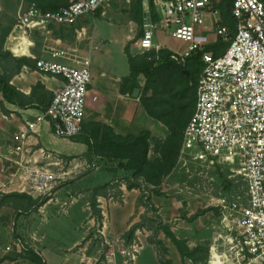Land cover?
<instances>
[{
    "label": "built area",
    "instance_id": "built-area-1",
    "mask_svg": "<svg viewBox=\"0 0 264 264\" xmlns=\"http://www.w3.org/2000/svg\"><path fill=\"white\" fill-rule=\"evenodd\" d=\"M120 1L123 0H71L55 10L33 4L19 13L17 26L27 32L51 23L71 25L83 14ZM220 1L158 2L161 25L169 30L174 26L172 36L187 43L184 51L173 52L171 58L181 62L194 51L203 52L204 68L196 87V107L185 127L178 160L184 166L193 163L207 170L223 165L228 167L229 177L235 182L242 178L244 191L220 196L214 205L239 264L242 261L264 264V1L232 0L236 31L225 52L215 56L205 51L206 41L197 34V29L205 25L207 10ZM157 25L151 21L147 24L138 41L139 53L161 49L154 43ZM217 34L228 39V26H218ZM48 50L50 58L37 59V68L60 75L64 83L56 90L48 108L14 134L12 152H22L39 124L47 120L65 138L81 132L92 81L91 59L77 54L76 50L52 46ZM93 99L97 100V96ZM53 163L59 165L60 161ZM20 168L29 184V193L36 198L50 192L62 177L38 162L21 164ZM6 184H0V202ZM107 196L113 199L110 191ZM14 247L17 252L27 250L23 241L13 235L11 243L0 250L6 254ZM138 252L139 243L135 239L117 250L124 264H135ZM117 253L110 252L109 262Z\"/></svg>",
    "mask_w": 264,
    "mask_h": 264
},
{
    "label": "rangeland",
    "instance_id": "rangeland-1",
    "mask_svg": "<svg viewBox=\"0 0 264 264\" xmlns=\"http://www.w3.org/2000/svg\"><path fill=\"white\" fill-rule=\"evenodd\" d=\"M108 22L107 18L96 21L103 34L112 40L114 36ZM161 128L163 131L154 133L149 150V158L160 171L163 166L159 147L169 133L166 127ZM3 142L0 140V144ZM62 156L63 161L59 165L53 163L56 158L50 160L51 164L46 161L38 163L60 174V182L50 192L38 197L39 204L27 210L20 209V212L15 210L16 215L8 220L9 224H1L0 247L13 235L23 241L27 250L30 248L39 255L42 251L45 264H124L117 250L123 243L128 244L135 239L139 243L135 264H164L166 259H170L172 264H202L182 259L173 241L165 234L164 228L168 227L178 238L188 240L190 246H209L210 257L215 248L221 258L220 264H239L214 205L216 198L245 189L242 178L235 182L237 186L233 189L228 190L224 186V175L228 174L230 178L228 167L217 164L207 170L193 163L184 166L177 160L158 185L147 183L143 178L133 179L131 172L118 168L111 174L110 181L113 182L109 185L113 199L108 196L101 202L97 199L98 209L103 215L99 222L91 207V188L104 186L108 181L104 178L107 174L104 169H97L99 161L90 159L82 162L77 156L73 158L74 155ZM112 166L116 167L117 162L114 161ZM83 176L87 178L82 180ZM129 183L133 184L132 189L128 187ZM122 184L125 187L122 188ZM135 223L142 226L128 240L126 234ZM76 241L78 244L73 245ZM157 241H162L163 247L156 245ZM72 245L75 247L71 248ZM27 250L17 252L14 247L7 254L0 251V260H8L5 264H39L25 257ZM112 250L117 255H113L109 262Z\"/></svg>",
    "mask_w": 264,
    "mask_h": 264
},
{
    "label": "crops",
    "instance_id": "crops-1",
    "mask_svg": "<svg viewBox=\"0 0 264 264\" xmlns=\"http://www.w3.org/2000/svg\"><path fill=\"white\" fill-rule=\"evenodd\" d=\"M44 1L52 8H58L68 5L71 0ZM159 1L166 0H155L158 11L160 10ZM33 4L37 5L36 0H0V72L11 76L10 84L21 93L19 104L8 102L0 92V140L4 141V144H0V184L7 183L4 194L14 193L17 194L16 199L26 201L34 200L36 196L29 193V184L24 180L21 164H33L40 161L50 164L53 158L61 163L63 154L74 155L73 158L77 156L82 162L90 159L99 161L97 169H104L103 172L107 174L104 178L112 183L110 179L111 174H114L112 172V168L115 167L112 166L114 161L105 158L103 153H94L89 148L84 141L88 131L97 126L107 125L113 128L115 133L126 136L145 129L151 133L149 138L151 144L154 133L163 131L161 127H166L146 113L139 99L140 94L137 98L133 97L128 91L130 83H124V79L130 74L125 48L128 45L133 56L139 54L138 41L147 24L152 22L147 0L141 3L143 8L141 16L133 0H123L95 12L83 14L71 25L51 23L45 28H35L25 32L17 26L18 15ZM217 4L207 10L205 25L197 29V34L205 39L206 47L215 44L221 36L217 34V28L221 25L223 17ZM103 18L110 21L108 22L111 27L110 32L114 36L112 40L103 34L101 26H97V19ZM160 22L157 23L154 31V43L171 52L184 51L187 43L172 36L174 26H171L169 30ZM222 25L226 24L222 23ZM229 31L232 32L231 29ZM136 37L138 39L134 42ZM49 46L76 50L77 54L91 59L92 81L89 86L82 129L75 135L76 139L65 138L57 134L53 122L47 120L39 124L36 132L27 140L24 150L15 153L11 151V147L15 144L14 134L23 128L28 120H36V117L46 110L44 108L48 100L63 85L64 79L60 75H53L25 64L18 68L19 64L14 57L26 56L33 60L50 58ZM37 84L43 87L35 90ZM94 96H97V100L93 99ZM86 178L83 176L81 179ZM122 185V188L125 187L124 184ZM99 197L104 201L107 196ZM15 210L21 211L14 208L13 201L6 199L0 207V226L3 223L9 224L8 220L16 215ZM106 225L105 222V227ZM10 241L6 244H10ZM76 244H78L77 241L73 245ZM73 245L71 248L75 247ZM40 253L45 258L43 252ZM6 262L8 260L0 264Z\"/></svg>",
    "mask_w": 264,
    "mask_h": 264
},
{
    "label": "trees",
    "instance_id": "trees-1",
    "mask_svg": "<svg viewBox=\"0 0 264 264\" xmlns=\"http://www.w3.org/2000/svg\"><path fill=\"white\" fill-rule=\"evenodd\" d=\"M142 1L144 0H133V4L135 3L138 9L139 16L143 13V8L141 7ZM147 1L152 22L159 23L161 21V13L157 9L155 0ZM36 2L38 6L46 10L57 9V7L52 8L50 5H47L44 0H36ZM232 5V0H221L217 4V8L223 17L221 25L222 23L226 24L232 32L230 33V38L227 40L219 36L215 44L205 48V51H212L215 56L223 54L234 37L236 19L232 14ZM125 50L128 55L130 74L124 79V83H130L129 93L132 94L135 88H140L139 99L143 109L149 116L161 122L169 130L165 140L159 147L163 170L160 171L158 166L149 158V138L151 133L148 130L144 129L138 133L121 136L115 133L113 128L101 125L88 131V135L84 137V141L94 153H103L104 157L108 160L117 162V166L112 168L113 173L117 172L118 168H121L131 172L130 177L133 179L138 180L143 178L147 183L158 185L161 182L162 176L168 174L175 166L179 157L185 127L195 111L197 100L196 87L204 68L203 52L194 51L185 59L184 67L182 68L179 61L171 58L173 52L165 48H161L158 51L155 49L148 50L135 56L130 53L128 45ZM14 59L19 64L18 68H21L24 64L31 68H37V60H33L32 58L24 56L20 58L14 57ZM184 70H187L188 74ZM10 78L11 76L3 75L0 72V92L8 102L20 104L19 98L21 93L10 84ZM141 79H143V82ZM40 87L43 86L37 84V87L34 89L36 90ZM149 91L151 94H148ZM143 92L145 93L144 96L141 95ZM53 97L52 95L50 100H48L47 108ZM46 107L44 109H47ZM5 112L7 111L5 110ZM73 138L76 139L75 136ZM227 175H224V186L228 190L235 188L237 186L235 185V179L228 178ZM110 184L111 182H106L104 186L93 189L91 207L97 215L99 222L102 220L103 215L101 214V210L98 209L99 203L97 199L100 195H108ZM128 187L132 189L133 184L129 183ZM16 195L14 193L4 194L0 207L8 198L13 201L15 209L27 210L40 203L39 198L30 199V201L18 200L15 198ZM197 215L195 214L194 217H197ZM140 226H142L141 223H135L130 227L126 234L128 240L133 238L135 231ZM164 231L177 247L182 259H189L194 263L207 264L210 258L209 264L213 262L221 263L220 255L217 254L215 248H213L210 257L209 246L203 244L190 246L188 240L178 238L168 227L164 228ZM155 243L159 247H163L162 241ZM25 257L33 262L45 264V259L42 255H39L30 248L25 253ZM2 261L4 259L0 260V263ZM163 263L172 264V261L166 259Z\"/></svg>",
    "mask_w": 264,
    "mask_h": 264
},
{
    "label": "water",
    "instance_id": "water-1",
    "mask_svg": "<svg viewBox=\"0 0 264 264\" xmlns=\"http://www.w3.org/2000/svg\"><path fill=\"white\" fill-rule=\"evenodd\" d=\"M180 66H181L182 68L184 67V61H181V62H180ZM184 72H185L186 74H188V71H187V70H184ZM139 94H140V88H135L134 91H133V93H132V96L137 98V97L139 96Z\"/></svg>",
    "mask_w": 264,
    "mask_h": 264
}]
</instances>
